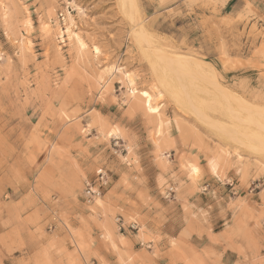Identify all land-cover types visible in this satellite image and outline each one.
<instances>
[{"label":"rangeland","instance_id":"1","mask_svg":"<svg viewBox=\"0 0 264 264\" xmlns=\"http://www.w3.org/2000/svg\"><path fill=\"white\" fill-rule=\"evenodd\" d=\"M254 117L264 0H0V264H264Z\"/></svg>","mask_w":264,"mask_h":264},{"label":"bare ground","instance_id":"2","mask_svg":"<svg viewBox=\"0 0 264 264\" xmlns=\"http://www.w3.org/2000/svg\"><path fill=\"white\" fill-rule=\"evenodd\" d=\"M67 30H68V28H67ZM68 36H69V35H68ZM76 40H78L77 37H76ZM186 58H187V57H186ZM187 59H188V58H187ZM181 61H182V63L184 64V66L187 67V70H189V71L191 72V74H192L193 72L190 70V68H189V66H188V62L185 60V57H184V60H182V59H181V60H180V59H179V60L176 59V60L174 61V63L171 64V66H174V67H175V66H179V65H177L176 63H177V62L180 63ZM192 62H194V60H193ZM196 64H199V63L196 62ZM196 64H195V65H196ZM190 65H191V64H190ZM195 65H194L193 67H195ZM165 66H166V65H165ZM184 66L182 65L183 68H184ZM198 66H199V65H198ZM200 67L202 68L203 66H200ZM203 68H204V67H203ZM196 69H197V68H196ZM199 69H200V68H198V70H199ZM200 71L203 72V70H200ZM196 72H197V71H196ZM198 72H199V71H198ZM199 73H200V72H199ZM199 73H196V76H195V74H193L194 76L192 75V78H191L190 81H188V82H189L188 84H192V85H194V81H196V80L199 81V80H200L199 76L201 75V74L199 75ZM203 73H204V72H203ZM197 74H198V75H197ZM206 75H207V73H206ZM206 75H205V76H206ZM167 76H168V75H167ZM205 76H202V77H205ZM172 77H174V76H172ZM172 77H171V76L168 77L170 81H172ZM206 78H208V77H206ZM206 78H205V79H206ZM203 79H204V78H203ZM174 80H175L177 83H180V82H181L180 84H184V83H185L184 81H180L179 79H176V78H175ZM210 80H211V79H210ZM215 81H216V80H215ZM199 82H200V81H199ZM216 82H217V81H216ZM216 82H215V86H217V85H216ZM205 83H206V82H205ZM205 83H204V84H205ZM208 84H209V83H208ZM208 84H207V85H208ZM211 84H212V83H211V81H210V85H211ZM167 85L170 86V87H173V85L170 84V83H168ZM205 85H206V84H205ZM205 85H204V86H205ZM170 87H169V88H170ZM205 87H206V86H205ZM205 89H206V88H205ZM238 116H239V115H238ZM255 119H256L255 117H254V120L251 119L252 122H253L254 124L260 126V128L258 127L259 130L262 129V131H263L264 126H262L263 124L260 122L261 119H260V121L257 120V119L255 120ZM263 121H264V120H263ZM261 126H262V127H261ZM249 127H250V126H249ZM258 128H257V130H258ZM246 130H247V129H246ZM246 134H247V133H246V131H245V133L243 134V136H245ZM249 134H250V133H249ZM251 134H252L253 136H254V134L257 135V133H255V132H254V133H251ZM247 135H248V134H247ZM252 135H250V136H252ZM257 136H258V135H257ZM245 137H247V136H245ZM251 138H252V137H251ZM257 139H258V138H257ZM247 141H248V140H247ZM250 145L255 146L257 149H263V150H264V145L261 146L260 144H256V143H254V144H251V143H250Z\"/></svg>","mask_w":264,"mask_h":264},{"label":"built area","instance_id":"3","mask_svg":"<svg viewBox=\"0 0 264 264\" xmlns=\"http://www.w3.org/2000/svg\"><path fill=\"white\" fill-rule=\"evenodd\" d=\"M97 185H90L87 184L86 188H85V196H86V200L88 202H91L93 199L97 198L100 196V189L104 186H106L107 182H106V178L103 174H101L97 181ZM171 194H173V189L170 188L168 190V192H166V197L168 198L169 196H171Z\"/></svg>","mask_w":264,"mask_h":264}]
</instances>
